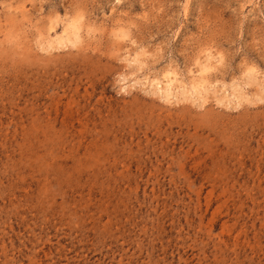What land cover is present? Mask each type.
Returning <instances> with one entry per match:
<instances>
[{
    "label": "rangeland",
    "instance_id": "1",
    "mask_svg": "<svg viewBox=\"0 0 264 264\" xmlns=\"http://www.w3.org/2000/svg\"><path fill=\"white\" fill-rule=\"evenodd\" d=\"M0 264H264V0H0Z\"/></svg>",
    "mask_w": 264,
    "mask_h": 264
}]
</instances>
